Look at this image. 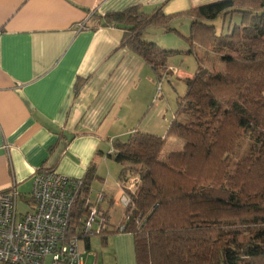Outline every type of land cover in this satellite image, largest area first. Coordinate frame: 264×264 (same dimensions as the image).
I'll use <instances>...</instances> for the list:
<instances>
[{"label": "trees", "instance_id": "obj_1", "mask_svg": "<svg viewBox=\"0 0 264 264\" xmlns=\"http://www.w3.org/2000/svg\"><path fill=\"white\" fill-rule=\"evenodd\" d=\"M183 20L190 22L187 50L149 39L152 29L178 32ZM101 23L121 28L118 49L140 56L159 80L178 73L168 62L174 53L196 60L194 76L181 78L187 90L168 128L184 140L182 150L161 157L167 136L138 130L113 141L109 156L125 164L120 182L138 181L125 231L109 223L99 233L104 242L132 234L136 264H264V0H215L170 14L162 5L149 13L135 5ZM94 175L91 166L69 235L80 234L89 213ZM92 235L82 237L86 249Z\"/></svg>", "mask_w": 264, "mask_h": 264}, {"label": "crops", "instance_id": "obj_2", "mask_svg": "<svg viewBox=\"0 0 264 264\" xmlns=\"http://www.w3.org/2000/svg\"><path fill=\"white\" fill-rule=\"evenodd\" d=\"M212 1L0 0V192L16 187L29 207L36 172L83 178L94 166L92 191L116 167L114 140L134 130L164 137L154 129L170 126L175 113L166 118L155 96L157 74L129 48L118 49L124 31L101 17L135 5L148 13L162 5L170 14ZM169 64L178 78L195 74ZM104 193L99 208L117 225ZM114 240L118 252L134 246L130 233Z\"/></svg>", "mask_w": 264, "mask_h": 264}, {"label": "built area", "instance_id": "obj_3", "mask_svg": "<svg viewBox=\"0 0 264 264\" xmlns=\"http://www.w3.org/2000/svg\"><path fill=\"white\" fill-rule=\"evenodd\" d=\"M86 23L78 29L86 28ZM1 59V49H0ZM114 152V148L110 153ZM137 177L120 183L116 203L124 208L126 220L131 217L132 193L136 191ZM83 178L62 174L53 169L35 173L30 194L32 206L19 210L20 193L16 187L0 192V264H87L79 250L82 237L100 233L110 221L99 208L105 200L100 192L96 200L88 197L89 213L80 234L69 235V223L74 203L81 191ZM125 231L122 222L116 225ZM50 258V261L48 259Z\"/></svg>", "mask_w": 264, "mask_h": 264}, {"label": "rangeland", "instance_id": "obj_4", "mask_svg": "<svg viewBox=\"0 0 264 264\" xmlns=\"http://www.w3.org/2000/svg\"><path fill=\"white\" fill-rule=\"evenodd\" d=\"M238 20L239 16H235L234 21L237 22ZM216 24L217 26H220L221 19H219ZM189 25V20H183L175 23V27H177V29L179 30L178 32L174 31L166 33L161 28L152 29L151 32L154 33L155 39L160 45H165L166 47L175 49L177 51H185L188 48V42L186 41L184 36H187L189 33ZM168 62H171L175 66L184 68L190 72H195L196 70L195 57L186 52L174 53L169 58ZM180 74L184 76L183 73ZM164 78H161V80H159L160 78H158V80L161 81L162 84L161 89H159V81L157 82L155 96L159 98L158 102H160L161 108L165 111V117L167 118L169 116H172L173 113L177 111L178 98L179 96L185 95L187 86L185 81L181 78H178L177 76L168 75L167 79ZM157 110L159 111V108ZM168 128L169 125L167 127H165V125H162L157 126V128L154 129L156 132H160V135H164V137L167 136L166 144L164 146L161 157H164L169 152L182 150L185 144L184 140L172 134H168ZM128 137L129 136H124L119 138V140L125 141ZM115 165L116 167L113 171H111V175L108 177L106 176L107 181L105 184H103V182H100L96 186L92 187L91 196L94 198V200H96L97 195L100 192H106L107 196L112 200L111 206L109 207V215L111 216V218L112 215L116 218V223L118 225L126 220V218L124 216V208L116 203L118 193H120L121 190L118 176L120 169L122 168V164L115 162ZM104 208L106 209V206ZM28 209L29 207L25 202H19V210L21 212L27 211ZM119 234L120 233L108 235L107 242L105 243L103 237L99 233H94L91 236L90 249H86L84 241L82 240L79 244V250L86 257V262L90 264L93 263L95 260V256L98 255V264H103L104 255V264H136L133 245L131 248H129L128 245L124 246V248L122 247L120 252H118L115 248L114 237ZM48 261H50V258L48 259Z\"/></svg>", "mask_w": 264, "mask_h": 264}]
</instances>
